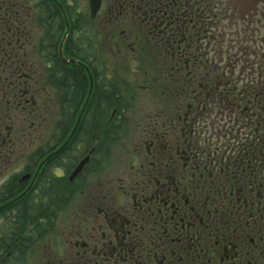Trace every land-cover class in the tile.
I'll list each match as a JSON object with an SVG mask.
<instances>
[{
	"label": "flooded vegetation",
	"instance_id": "flooded-vegetation-1",
	"mask_svg": "<svg viewBox=\"0 0 264 264\" xmlns=\"http://www.w3.org/2000/svg\"><path fill=\"white\" fill-rule=\"evenodd\" d=\"M152 1L134 0L131 16L136 21L141 9L139 17L168 45L164 63L183 81L179 89L167 83L161 97L150 92L152 107L137 113L134 105L136 115L112 109L108 120L116 134L106 144L103 105L87 110L94 78L81 116L90 78L76 114L73 91L59 95L68 70L77 66L89 76L88 63L70 50L66 0H0V264H17L42 244L49 250L40 264H264V65L220 75L212 60L186 57L184 6L155 25ZM58 2L70 23L63 53L82 64L61 57L66 22ZM112 2L102 0L97 16L117 44L120 35L111 26L125 5ZM222 2L240 15L244 35L264 29V0ZM259 37L257 53L264 56V31ZM247 79L262 85L247 89L254 84ZM218 113L223 128L236 132L216 131L211 118ZM132 116L140 119L137 127ZM199 119L201 125L211 120L204 136L193 123ZM30 137L40 142L26 156ZM64 216L69 220L61 222Z\"/></svg>",
	"mask_w": 264,
	"mask_h": 264
},
{
	"label": "trees",
	"instance_id": "trees-1",
	"mask_svg": "<svg viewBox=\"0 0 264 264\" xmlns=\"http://www.w3.org/2000/svg\"><path fill=\"white\" fill-rule=\"evenodd\" d=\"M142 1L143 3L147 2V0ZM133 2L134 0H113L112 2L117 8L119 3L125 5L124 9L120 11L121 14L119 13V21L111 26L112 32L116 31L120 35V42L117 44V41L109 40L105 36L106 31L102 29L100 18L91 16L86 3H81L78 0L75 5L74 3L67 4V10L72 20L70 50L88 63L91 74L94 76V91L87 110L94 112L103 107V112L107 117L106 144H108V137L115 138L116 134L115 125L108 120L112 109L117 108V113L120 109L125 110L123 112H128L130 109L128 105H137L135 100L139 92L146 91L148 94L153 92L154 96L161 97L167 83L174 85L172 89H179L183 81L179 72L169 69V62L168 64L164 63L166 60L164 53L168 50V45L166 42L163 44L161 36L157 35L156 37L151 33V25L148 21L144 19L143 15L139 17L141 9L138 7L136 10L138 11L136 21L131 16ZM180 3L184 6L180 14H185L184 17L181 15L180 17L182 22H186V33L187 36H190V40L187 39L183 46L186 57L198 56L197 53H190L191 44L193 45L199 38L200 41H206L209 38L213 40L211 34H216L218 31L215 19L220 14L215 11L217 8L214 9L211 6L213 0H153L150 8L153 10L155 19L160 20L159 22L153 21V24L159 25L164 18L165 22L169 21L171 17L176 18L179 14L177 7L180 6ZM137 4L141 6V0H138ZM143 7L146 10L145 6ZM43 13L46 16L45 10ZM57 13V18L60 19L58 24L60 29H63L61 14L59 11ZM191 36H194L193 40H191ZM206 60L211 61V58L208 57ZM213 65L215 66L214 63ZM185 70L187 71V69ZM217 71H221L219 72L221 75L223 72L228 73V68L223 65L222 69L217 68ZM88 78L87 71L76 66L71 71L68 70L58 83L60 96L68 97L67 91H73L74 114L80 108L81 100L85 96ZM101 105L103 106L101 107ZM17 253L18 249L15 248L13 255L17 257Z\"/></svg>",
	"mask_w": 264,
	"mask_h": 264
},
{
	"label": "rangeland",
	"instance_id": "rangeland-1",
	"mask_svg": "<svg viewBox=\"0 0 264 264\" xmlns=\"http://www.w3.org/2000/svg\"><path fill=\"white\" fill-rule=\"evenodd\" d=\"M79 1L81 3H86L88 5V0H79ZM221 1L222 0L216 1V8L217 9L215 11H217V13H219L220 15H217V19H215L216 20V26L218 27L216 29L218 31L216 34L215 33L211 34V36L213 37V40H211L209 38L210 41H209V39L206 41H200V38H199V40H196L197 42H194L193 45L191 44V47H190L191 52L190 53L191 54L192 53L199 54L198 58L199 59L202 58L203 61L206 60V58L210 57L211 60H213V63L215 64L216 70H217V68L222 69L223 65H224V67L228 68V71H230L231 69H233L235 67L236 68H241L242 66H249L250 67L252 65H256L255 67H257V65L260 63H262V65H264V56H262V55L258 56V53H257L258 52L257 45L259 44L258 41L260 38L259 37L260 32L262 33L264 31V29L261 27L259 29V32L258 33L256 32V34H254V35H252V34L249 35V32L247 33L248 34L247 36L244 35L242 33L243 31L240 29V28H242V25H241L242 22L240 21V19H241L240 15L238 13H236L234 15L233 13L235 11L232 9H228L225 6L224 2L221 3ZM223 1H225V0H223ZM66 2L68 4L74 3V5H75L78 2V0H75V1L74 0L73 1L72 0H66ZM222 7H223V9H222ZM257 34H259V35L257 36ZM199 49H201V51H199ZM200 54H201V56H200ZM253 76H254V74H248L247 78H251ZM150 98H151V95L148 94L146 91H142V92L138 93L137 99H142V101L143 100L144 101L143 102L137 101V105H138L136 107L137 113L140 112V107L143 106L144 104L147 106V108L152 107L153 103L150 100ZM128 107H130V109L128 110L127 114H129V115H134V114L136 115L137 114V113H135V108H133L132 105H128ZM160 107H162V106L158 105V108H160ZM214 110H213V112H214ZM227 114L228 113L225 110L224 119L227 118ZM222 118H223L222 113H218L217 115H213V117L211 118L213 125L216 126L218 123L219 134L222 133L224 135L226 130L236 132L235 129L223 128L222 124H219ZM136 119L137 118L132 116L131 123H133V124H131V123L130 124L137 127V125H135V124L138 121L140 122V119L138 121H135ZM202 120L203 119H199L198 121H195L193 123L197 124V126H196V129H198L197 131L200 134H203V136H204V131L207 128V126L205 124L211 123V120L209 122L204 121V122H202V125H201ZM214 121L216 122L215 124H214ZM28 124H30V123H28ZM26 126L28 127V125H26ZM136 127H134V129ZM234 128H236V127H234ZM43 131H44L43 135H46L47 134L46 132L48 130L43 128ZM136 131H138V130H136ZM206 131H208V129ZM211 132H213V126H212V129L211 128L209 129L208 136L211 134ZM45 137L47 138V136H45ZM39 142H40V139H34L32 137L27 139V141L25 143V145H27V148L25 147L26 156H28L30 153L33 152V150L37 147V144H39ZM127 144L128 143H125V145H127ZM129 146H131V145H129ZM114 151L110 155H107L106 164H105V171H108L109 165L111 164L110 161L114 158ZM108 172H106V173H108ZM78 198H80V196H78L76 198V200H74L70 203V208L76 207ZM66 220H69V218L64 216L61 222L66 221ZM63 225H69V224H63ZM45 250H49L47 247H45V244H42L41 246L40 245H34L33 247L27 249L24 253H22V255L19 257V260H15V261L17 264H40V258H42L44 256V253H46ZM3 253H4V250L0 249V255H2Z\"/></svg>",
	"mask_w": 264,
	"mask_h": 264
},
{
	"label": "water",
	"instance_id": "water-1",
	"mask_svg": "<svg viewBox=\"0 0 264 264\" xmlns=\"http://www.w3.org/2000/svg\"><path fill=\"white\" fill-rule=\"evenodd\" d=\"M57 1V0H56ZM59 4V7L62 11V14L64 16V19H65V22H66V31L64 33V36H63V40H62V43H61V46H60V53H61V57L64 61L65 64H69V63H77V64H82L80 61L78 60H75L73 58L71 59H68L64 53H63V43H64V40L66 39V37L68 36L69 32H70V23H69V20H68V17H67V14H66V11L63 7V5L58 2ZM101 4H102V0H89V8H90V13H91V16L92 17H96V15L98 14L100 8H101ZM85 67L87 68V70L89 71V78H90V89H89V93L87 95V98H86V101L82 107V110L80 112V116L82 115L88 101H89V98L91 96V93H92V90H93V76L91 74V71L90 69L87 67V65H85ZM80 116H79V119H80ZM76 128V127H75ZM88 158L82 160L79 165L77 166V168L75 169L74 171V174H76L78 171L81 170V168L83 167V165L87 162Z\"/></svg>",
	"mask_w": 264,
	"mask_h": 264
}]
</instances>
